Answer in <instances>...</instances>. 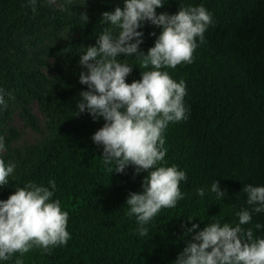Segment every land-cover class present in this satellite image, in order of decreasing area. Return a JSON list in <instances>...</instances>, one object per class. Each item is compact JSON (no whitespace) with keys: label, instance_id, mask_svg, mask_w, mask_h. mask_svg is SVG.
Returning <instances> with one entry per match:
<instances>
[{"label":"trees","instance_id":"trees-1","mask_svg":"<svg viewBox=\"0 0 264 264\" xmlns=\"http://www.w3.org/2000/svg\"><path fill=\"white\" fill-rule=\"evenodd\" d=\"M113 1L89 0L71 15L47 0H36L35 12L28 0H0V89L27 91L57 132L32 163L22 162L17 176L8 177V185L0 187V200L28 182L48 187L54 192L52 200H60L62 211L69 214L70 234L66 245L47 252L34 247L0 264H16L17 259L23 264H174L191 240L186 232L192 224L199 225L197 231L216 222L235 226L243 209L252 220L242 227L251 229L254 239L264 238V212H254L243 193L247 184L264 187V0H164V7L156 10L157 15H173L180 8L203 6L213 22L204 43L197 37L192 63L162 69L176 82H185L188 112L185 120L170 123L164 131L167 154L160 166H177L187 180L180 183L184 198L145 225L146 236L137 231L136 217L127 215L126 201L129 193L142 194L148 173L136 175L134 166L124 173L109 172L115 162L106 167L103 146L92 140L106 121L94 120L87 112L79 115L76 107L80 92L88 90L79 83L80 72L86 71L79 65L80 55L87 46H96L105 27L114 35L119 31L101 23ZM85 13L88 22L81 17ZM42 29L52 35L70 29L77 35L76 55L58 57L72 68L76 82L71 100L57 95L63 106L50 103L27 69L11 58L18 34ZM138 31L144 33L140 52L147 54L162 28L145 23ZM118 60L133 67L128 84L140 80L142 71L152 70L144 69L135 55ZM53 180L54 190L49 183ZM215 181L226 193L222 198L211 192ZM199 188L204 189L203 197L197 194ZM257 224L262 227L257 229Z\"/></svg>","mask_w":264,"mask_h":264},{"label":"clouds","instance_id":"clouds-1","mask_svg":"<svg viewBox=\"0 0 264 264\" xmlns=\"http://www.w3.org/2000/svg\"><path fill=\"white\" fill-rule=\"evenodd\" d=\"M28 3L35 12L36 0ZM163 7L164 0H125L123 8L104 12L101 23L115 26L118 33L114 35L105 27L96 46H87L79 60L86 69L80 72L79 83L87 85L88 90L80 92L82 99L76 107L79 115L87 112L94 120L102 117L106 121L92 137L95 144L103 146L104 165L115 162V170L108 168L112 173H124L129 166L135 167L136 175L148 173L142 194L129 193L126 201L127 215L136 217L141 236L148 234L144 226L162 209L174 208L184 198L180 183L187 180L177 166H160L167 154L164 131L170 123L185 120L188 112L185 82H176L162 69L192 63L197 37L204 43V34L213 22L203 6L157 15L156 10ZM81 17L88 22L86 13ZM145 23L162 28L147 54L140 52L144 33L138 31ZM133 55L144 69L151 66L152 70L142 71L140 80L128 84L126 78L133 67L119 62L118 57ZM2 93L0 89V105H5ZM4 148L0 138V151ZM14 169V164L6 165L0 159V187L8 185ZM49 183L54 190L55 181ZM211 192L217 198L226 194L217 181L211 185ZM243 193L247 194V204L255 206L254 212H264V187L247 184ZM197 194L203 197L204 189L199 188ZM53 195L48 187L28 182L16 187L7 200H0V260L7 261L16 253L22 257L34 247L47 252L67 244L69 214L62 211L60 200H52ZM237 216L239 223L235 226L216 222L197 231L199 225L192 224L186 232L191 240L174 264H264V238L254 239L252 230L242 227L251 222L252 214L243 209ZM261 227L256 225L257 229ZM16 264L23 261L17 259Z\"/></svg>","mask_w":264,"mask_h":264},{"label":"rangeland","instance_id":"rangeland-1","mask_svg":"<svg viewBox=\"0 0 264 264\" xmlns=\"http://www.w3.org/2000/svg\"><path fill=\"white\" fill-rule=\"evenodd\" d=\"M89 0H47L50 6L69 14L77 13L80 6ZM125 0H114L111 12L116 7L123 8ZM17 51L11 58L23 65L44 90L50 103L62 105L59 97L72 99L76 91L73 70L58 57L76 55L77 35L66 29L56 35L42 29L41 33L22 32L15 39ZM120 57H118L119 59ZM33 91L34 88L31 87ZM5 105H0V138L5 148L0 151V159L5 164H14L13 177L17 176L22 162L32 163L37 151L51 140L57 132L50 119L31 95L21 89L3 93Z\"/></svg>","mask_w":264,"mask_h":264}]
</instances>
